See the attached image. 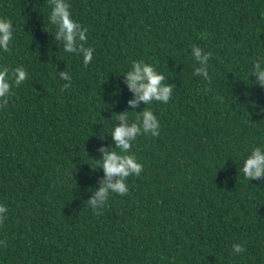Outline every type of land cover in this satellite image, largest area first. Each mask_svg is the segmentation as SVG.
Wrapping results in <instances>:
<instances>
[{"label": "trees", "instance_id": "1", "mask_svg": "<svg viewBox=\"0 0 264 264\" xmlns=\"http://www.w3.org/2000/svg\"><path fill=\"white\" fill-rule=\"evenodd\" d=\"M69 3L94 48L87 66L55 38L49 0H0L14 26L0 66L28 73L0 102V264H264V184L239 173L264 146V87L250 75L264 59V0ZM193 46L210 53V81L193 74ZM133 59L173 85L167 104L130 109ZM145 107L161 129L133 141L143 170L94 213L104 171L91 164L101 146L119 151L107 130Z\"/></svg>", "mask_w": 264, "mask_h": 264}, {"label": "clouds", "instance_id": "2", "mask_svg": "<svg viewBox=\"0 0 264 264\" xmlns=\"http://www.w3.org/2000/svg\"><path fill=\"white\" fill-rule=\"evenodd\" d=\"M49 2L51 12L48 19L56 28L55 38L60 41L64 52L82 56L83 64L87 66L94 55L92 46L85 47L88 29L73 17L69 0H49ZM13 39V22L6 17H0V52L9 51ZM191 53L199 64L193 74L210 81L212 78L209 72L210 53L204 52L199 46H193ZM122 74L128 89L133 93L132 98L128 100L130 109H135L140 102H144L145 105L153 101L167 104L173 95V85L164 83L165 75L158 71L154 64L143 59L131 60L127 71ZM250 75L255 76L256 82L264 87V59H258L253 63ZM27 78L28 73L23 67L18 66L10 72L6 66H0V102L7 104L12 87H19ZM59 79L70 83L71 75L65 70L59 74ZM68 86L69 84L64 85V87ZM119 91L117 85L116 93L118 94ZM130 116L134 118L130 119ZM116 120L117 122L107 132L114 141L112 146L119 151L113 150L110 146H101L98 151L102 154V158L95 159L96 163L91 164L93 167H102L104 171V176L100 178V186L95 188L94 195L87 200L88 206L94 213H100L113 194L123 196L128 193L127 178L141 174L144 165L132 152L133 141L142 134L158 136L161 129L157 115L146 107L140 112L126 109L117 115ZM103 136L104 132H101V138ZM239 173H242L248 181L257 180L264 184V146L254 147L243 158ZM7 212L6 204L0 202V223L6 219ZM232 249L233 255L243 251L240 243L234 244Z\"/></svg>", "mask_w": 264, "mask_h": 264}]
</instances>
